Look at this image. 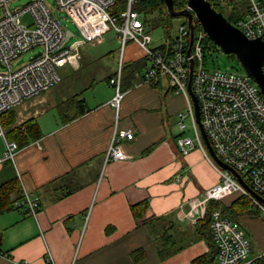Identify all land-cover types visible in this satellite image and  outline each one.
<instances>
[{"label": "crops", "instance_id": "0c3cea01", "mask_svg": "<svg viewBox=\"0 0 264 264\" xmlns=\"http://www.w3.org/2000/svg\"><path fill=\"white\" fill-rule=\"evenodd\" d=\"M81 46L79 66L66 64L75 72L84 66ZM140 51L135 43L124 56L128 90L118 124L135 132L134 139L124 140L127 159H105L116 119L107 103L114 93L109 78L119 61L105 70L107 92L92 78L83 89L56 95L45 91L28 104L29 111L35 109L30 120L40 135L21 145L14 161L0 164V183L18 174L22 192L38 195L41 209L37 215L16 206L0 212V264H69L76 252L75 264H191L209 250L199 223L181 218L180 211L188 199L218 182L219 172L200 147L183 155L176 145L186 95L166 77L133 85L138 75L128 77V72L131 63L141 60ZM72 97L83 99L84 110L64 122L59 105ZM164 231L178 246L166 257L159 251Z\"/></svg>", "mask_w": 264, "mask_h": 264}, {"label": "built area", "instance_id": "2783aa9c", "mask_svg": "<svg viewBox=\"0 0 264 264\" xmlns=\"http://www.w3.org/2000/svg\"><path fill=\"white\" fill-rule=\"evenodd\" d=\"M9 1L0 0V64L3 67L0 70V115L52 88L62 79L60 67L66 64L79 66L81 45L114 30L121 45V58L116 71L109 78L114 93L107 103L114 108L116 119L105 159H127L130 154L124 148V140L134 139L135 132L119 126L118 121L128 90L123 82V55L128 41L133 40L146 60L141 78L135 80L133 85L156 84L166 77L176 92L186 95L188 111L179 113L177 147L183 155L200 147L219 172L218 182L188 199L187 207L182 205L181 218H188L196 224L209 212L211 234L217 248L215 264H264V252L250 256V240L239 221L219 207L209 211L212 201L235 194L247 196L257 210H264V203L207 151L188 91L192 72V88L198 98L201 121L212 146L226 163L240 173L248 186L264 198V96L249 74L245 70L208 67L204 58V41L208 35L203 30L197 33L195 29L191 44V28L187 19L179 25L176 35L166 47H159L162 43L151 46L152 36L145 31L143 12L137 8V4L144 0H126V7L119 12L113 10L117 0H57L58 7L67 11L79 30L80 35L72 44H69L70 35L63 22L46 0H32L18 10H11ZM28 12L33 16V25L21 19ZM236 25L249 38L264 39L262 1L249 0L246 13L237 20ZM36 46L41 47L37 54L27 63L14 67V61L21 52ZM187 117L191 119L190 124L186 122ZM188 127L194 135L187 133ZM0 136L4 140L0 164L7 160L14 161L20 145L17 140L6 136L1 122ZM14 206L37 215L41 200L38 195L25 191L22 197L14 200ZM194 211L198 213L194 214ZM76 257L77 252L69 264H75ZM7 264H27V261L11 260Z\"/></svg>", "mask_w": 264, "mask_h": 264}, {"label": "rangeland", "instance_id": "374dc122", "mask_svg": "<svg viewBox=\"0 0 264 264\" xmlns=\"http://www.w3.org/2000/svg\"><path fill=\"white\" fill-rule=\"evenodd\" d=\"M31 1L32 0H11L9 1V7L11 10H18ZM46 1L55 12V14L61 19L65 26L66 32L70 35L68 40L69 44L74 43L78 39L80 33L76 25L70 19L67 11L61 10L58 7L57 0ZM213 2L217 3V7L223 10L227 16L231 15L230 5L232 3L239 6V8H244L248 4L246 0H213ZM1 15L2 10H0V17ZM158 15V9H153L151 12L143 11V16L145 18V31L150 33L152 36L151 46H157L163 43L167 39L168 34H170L171 36L176 35L179 25L182 22L186 21V17L184 16H173L171 18V25L169 28H167L163 24L153 22V19L158 17ZM21 19L28 25H33L34 23L33 16L29 12L23 14L21 16ZM196 32L199 33L200 29H197ZM132 44H135V42L133 40H129L123 57L127 55L128 49ZM204 45L205 64L208 67L221 68L229 71L244 70L241 62L234 55L224 52L221 47L211 38L205 39ZM40 49V46H36L34 48L21 52L18 58L14 61V67H18L27 63L35 54L40 51ZM138 49H140L139 46ZM81 51L83 53V58L81 59V61L84 62L83 68L80 71L75 72V70L71 69L70 66L64 65L60 67L59 70L62 79L49 89L53 91V95L61 94L64 91L70 92L83 89L84 87H86L88 81L92 78H96L100 81L99 88L102 90V92H107L110 90L109 84H107L106 80L102 79L104 78V75L106 73L105 70H107V68H109L111 65L114 67L117 66V63L121 58V45L117 40L116 32L114 30H109L103 33L95 40L83 44L81 46ZM140 52L142 56V51ZM135 54H138V50L135 51ZM0 70H3L1 64ZM72 82L73 85L71 87L70 85L72 84ZM44 92H41L40 94H43ZM37 96H39V94L26 99L21 104L12 108V111L17 114L13 126L21 128L25 126L26 122L35 112L34 108L29 111L30 106L28 104L32 102ZM19 111L21 112L19 113ZM182 111H188L187 104L182 108ZM186 122L187 124L191 123L190 117L186 118ZM178 129V126H176V130ZM187 133L190 135H194L193 130L190 127H188L187 129ZM1 147H3L2 136H0V148ZM236 196L237 195L235 194L233 198H230V201H226L231 203L233 202V200H235ZM234 208L235 209L231 212H228L227 215L239 221L241 228L249 238L251 245L250 256H256L264 252V210L261 208L258 210L255 209L253 201L245 195L241 196L237 201L234 202ZM173 245L174 247L177 246V244Z\"/></svg>", "mask_w": 264, "mask_h": 264}, {"label": "trees", "instance_id": "16d2710c", "mask_svg": "<svg viewBox=\"0 0 264 264\" xmlns=\"http://www.w3.org/2000/svg\"><path fill=\"white\" fill-rule=\"evenodd\" d=\"M212 1L213 5L219 9V7H217V3H214L213 0ZM248 5H247V9L249 7V0H246ZM187 5V0H174V6L176 9H182ZM126 7V0H117L116 4L113 7V10L115 12H119L120 10L124 9ZM137 8L140 9L142 12H151L153 9H158L159 10V15L158 17H156L155 19H153L154 23L158 24H163L165 25L167 28L170 27L171 25V18L173 17V15L171 13H169L168 8L166 6L165 3L162 2V0H144L140 3L137 4ZM221 10V9H220ZM223 11V10H222ZM224 12V11H223ZM246 12L242 13L241 9L239 8V6L234 5L231 8V15L228 16L229 19H231L233 22H237V20L242 17ZM195 29H200L203 30L201 23L195 19ZM173 39V36H171L170 34H168L167 39L165 40L164 43H162L161 45H159V47L164 48L167 46V43L170 42ZM206 39H210L209 36L206 37ZM204 50H205V45H204ZM232 55H234L236 58L237 56L234 53H231ZM238 59V58H237ZM239 60V59H238ZM146 60L145 58H141L140 61L136 62V63H131L130 66L132 67V69L128 72L129 76H137L138 75V79L141 78L142 76V72L143 69L145 67ZM127 67V66H126ZM125 65H124V71H125ZM141 68V71L139 73V70ZM123 81H124V76H123ZM59 108L62 112L65 111L64 115H63V120L64 122L69 121L73 118H75L76 116H78L79 114H81L84 110V101L83 99H78L75 97H72L64 102H62L59 105ZM72 110H77L75 113L70 114V112ZM16 116L17 114L12 111V109L7 110L5 112H3L0 115V120L1 123L4 127L9 129V133L12 134V136H14L16 138V140L18 141L19 145H25L29 142V140L31 138L34 137H39L40 135V130L38 128V126L31 121L30 119L26 122L25 124V128H21V127H15L13 126V124L15 123L16 120ZM177 137V136H176ZM176 142V139H175ZM177 145V143H176ZM73 189H70L68 191H66V193H63L62 195H66L69 194L70 192H72ZM22 186H21V181L20 178L18 176V174L12 173V175L7 178L5 181L0 183V212L4 211L8 208H11L14 206V200L17 198L22 197L23 192H22ZM14 193H18V195L16 197H13ZM236 198L235 200H233V202L229 203L226 201V198L220 201H212L209 205V211L213 208H221L222 211L227 214L228 212L233 211L234 208V202L237 201L241 196V194H236ZM230 197H234V195H231ZM198 229H200L203 232V236H205V238L208 241L209 244V250L196 257L195 259L192 260L191 264H215L216 263V257H217V248L215 246L212 234H211V229H210V218H209V212L206 214L205 217H203L202 219H200V221L198 222ZM162 238H163V246H161L159 248L160 254L162 257H166L169 254H171L172 252L176 251L178 249V246L174 247L173 244H175L174 242V238L172 235L166 234V231H164L162 233Z\"/></svg>", "mask_w": 264, "mask_h": 264}, {"label": "water", "instance_id": "95a60500", "mask_svg": "<svg viewBox=\"0 0 264 264\" xmlns=\"http://www.w3.org/2000/svg\"><path fill=\"white\" fill-rule=\"evenodd\" d=\"M166 4L169 13L173 16H184L191 28V44L194 39L195 19H197L206 34L216 42L221 49L228 53H234L241 62L244 70L258 84L264 96V39L262 37L249 38L228 16L216 8L210 0H187V5L182 9H176L174 0H162ZM191 49V48H190ZM188 91L192 98L196 118L199 123L202 137L209 153L223 168L230 169L237 178L264 203V198L251 189L242 179L240 173L226 163L215 151L201 121L198 98L192 88V72L188 83Z\"/></svg>", "mask_w": 264, "mask_h": 264}]
</instances>
